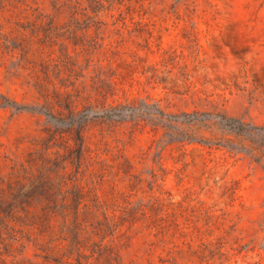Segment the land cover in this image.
<instances>
[{"label": "rangeland", "instance_id": "1", "mask_svg": "<svg viewBox=\"0 0 264 264\" xmlns=\"http://www.w3.org/2000/svg\"><path fill=\"white\" fill-rule=\"evenodd\" d=\"M223 117L264 127V0H0V264H264Z\"/></svg>", "mask_w": 264, "mask_h": 264}, {"label": "trees", "instance_id": "2", "mask_svg": "<svg viewBox=\"0 0 264 264\" xmlns=\"http://www.w3.org/2000/svg\"><path fill=\"white\" fill-rule=\"evenodd\" d=\"M122 113L121 111H118L117 108L113 109V114L108 115V117H113V116H120ZM188 117V120L186 121L187 123H197L199 122V114L194 113L192 115H186ZM222 122L225 127L228 129L235 131L237 134L240 135H249V136H258V137H263L264 135V127H256L253 125H249L240 121H230L226 120L225 117L222 118ZM249 142L253 145L252 149L253 150H259V147H257L256 140L255 139H249Z\"/></svg>", "mask_w": 264, "mask_h": 264}]
</instances>
